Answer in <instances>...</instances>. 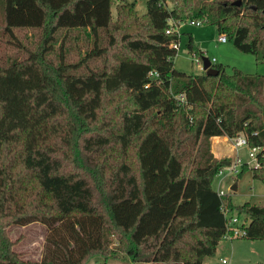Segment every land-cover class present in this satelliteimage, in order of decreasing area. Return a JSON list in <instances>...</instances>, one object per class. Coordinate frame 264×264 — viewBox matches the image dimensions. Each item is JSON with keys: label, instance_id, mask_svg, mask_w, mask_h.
Returning <instances> with one entry per match:
<instances>
[{"label": "trees", "instance_id": "1", "mask_svg": "<svg viewBox=\"0 0 264 264\" xmlns=\"http://www.w3.org/2000/svg\"><path fill=\"white\" fill-rule=\"evenodd\" d=\"M263 11L264 0H147L143 15L128 0H0V264H203L226 234L223 206L249 220L236 239L264 242V206L218 195L231 160L211 151L241 134L264 146V75L178 71L181 37L166 34L200 20L261 63ZM258 162L237 177L250 168L264 184ZM32 223L47 229L40 261L6 232Z\"/></svg>", "mask_w": 264, "mask_h": 264}, {"label": "rangeland", "instance_id": "2", "mask_svg": "<svg viewBox=\"0 0 264 264\" xmlns=\"http://www.w3.org/2000/svg\"><path fill=\"white\" fill-rule=\"evenodd\" d=\"M128 1L135 4V10L138 15H143L146 12L147 0ZM112 14L114 17V10ZM181 31L183 33L181 34L182 38L179 42L177 54L173 60L176 70L186 74L200 73L198 66L193 60V56L188 53L185 47V34L192 33L191 35L194 37L195 45L203 51V57L209 61L214 59L212 64L221 65L227 74L232 72V68H236L246 74L264 75V62L258 63L252 55L239 52L228 40L224 44L216 43L215 39L218 33L214 27L208 25H202L200 27L185 26ZM30 34L31 32L29 31L20 32V35H25L26 43L32 40ZM219 142H221L220 148L222 153L227 155L231 147L229 140H221ZM213 144L211 140V147ZM247 151V149H243L239 152L242 160L249 159L247 157ZM234 155L235 153L231 156H224L230 158V166L235 161ZM230 166L223 168V171L214 177L212 188L217 192L222 191L224 195L230 198L234 206L242 205L245 202L264 206V184L253 179L250 168L237 177V175L228 172ZM232 186H235V190H231ZM228 216H235V214L229 213ZM237 218L239 223H249V220L245 216H239ZM6 232L11 242H13L12 249L20 254L22 259L40 261L44 238L47 232L45 226L39 223H32L24 227L10 226L6 228ZM220 259H227L230 264H264V242L243 239H223L220 241L215 255L211 258H205V263L216 264ZM100 262H103V258L101 256H95L90 258L87 264H97ZM118 262L126 264L125 256L119 254Z\"/></svg>", "mask_w": 264, "mask_h": 264}, {"label": "built area", "instance_id": "3", "mask_svg": "<svg viewBox=\"0 0 264 264\" xmlns=\"http://www.w3.org/2000/svg\"><path fill=\"white\" fill-rule=\"evenodd\" d=\"M185 26H202V21L200 20H188L185 22H173L170 28L166 31V34L175 33L178 37H181V29ZM215 42L218 44H224L227 42V38L223 34H218L216 36ZM171 47L178 50L179 48V41L176 43H172ZM193 60L195 64L198 66L200 72L203 71L202 60L193 56ZM193 61V62H194ZM214 62V59L211 60V63ZM230 142L231 150L235 153V161L229 168V173H233L237 175L240 172L242 166H250L257 168L259 166L258 156L261 155L264 158V146L263 147H250L247 143L246 138L241 134L234 138L228 139ZM243 149H247V157L248 160H242L240 158L239 152ZM253 164V165H250ZM223 171V170H222ZM221 171V172H222ZM220 172V173H221ZM219 173V174H220ZM219 196H224L222 191L217 192ZM223 214L226 218V234L224 235V239H236L242 237L244 235V230L242 228L243 223H239V220L236 216H228L229 211L225 206H223ZM220 264H229L227 259H221Z\"/></svg>", "mask_w": 264, "mask_h": 264}, {"label": "crops", "instance_id": "4", "mask_svg": "<svg viewBox=\"0 0 264 264\" xmlns=\"http://www.w3.org/2000/svg\"><path fill=\"white\" fill-rule=\"evenodd\" d=\"M185 27H183V29H184ZM182 30V29H181ZM181 32V34H183L182 33V31H180ZM192 34V33H191ZM193 36V35H192ZM181 38H182V35H181ZM193 39H194V37H193ZM180 41H181V39H180ZM179 41V42H180ZM200 49V48H199ZM200 51L203 53V51H202V49H200ZM215 139V140H214ZM212 140V142L214 143L213 144V146L211 147V151H212V153H213V155H214V157L215 158H221V157H224V156H231L233 153H231L232 152V150L229 148V152L227 153V155H225V154H223L222 153V151H221V148H220V143L221 142H219V141H221V140H223V141H228V138H226V137H214V138H212L211 139ZM215 146V147H214ZM235 156V155H234ZM217 192V191H216ZM221 260V259H220ZM220 260H218V262L216 263V264H220ZM229 262V261H228ZM203 264H206L205 263V260H204V262H203ZM229 264H230V262H229Z\"/></svg>", "mask_w": 264, "mask_h": 264}, {"label": "water", "instance_id": "5", "mask_svg": "<svg viewBox=\"0 0 264 264\" xmlns=\"http://www.w3.org/2000/svg\"><path fill=\"white\" fill-rule=\"evenodd\" d=\"M264 14V11H263ZM202 66H203V71L205 72V75H212L216 76L218 74V71L213 67L211 61H209L206 58H202ZM231 190H235V186L231 187Z\"/></svg>", "mask_w": 264, "mask_h": 264}, {"label": "bare ground", "instance_id": "6", "mask_svg": "<svg viewBox=\"0 0 264 264\" xmlns=\"http://www.w3.org/2000/svg\"><path fill=\"white\" fill-rule=\"evenodd\" d=\"M215 140V139H214Z\"/></svg>", "mask_w": 264, "mask_h": 264}]
</instances>
